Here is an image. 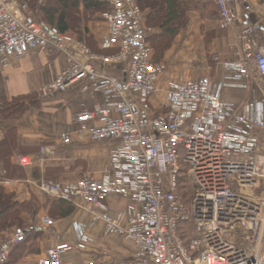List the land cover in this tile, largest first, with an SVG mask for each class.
Segmentation results:
<instances>
[{
  "label": "built area",
  "instance_id": "built-area-1",
  "mask_svg": "<svg viewBox=\"0 0 264 264\" xmlns=\"http://www.w3.org/2000/svg\"><path fill=\"white\" fill-rule=\"evenodd\" d=\"M33 1L45 3L0 0V71L31 52L65 56L67 68L39 94L52 100L76 88L100 97L76 115L77 134L95 144H115L102 178L39 183L44 194L73 203L90 222H73L76 242L52 246L35 264H71L66 257L91 252L96 241L90 229L132 242L136 250L128 260L107 259V250L81 264H264V38L255 26L242 27L240 51L222 63L233 76L170 82L167 104L155 113L168 68L153 60L136 0H99L111 6L102 16L110 25L103 47L117 49L109 56L94 54L36 18ZM206 1L217 6L221 30L238 23V0ZM251 13L246 6L244 16ZM111 67H123L122 76L109 73ZM252 84L254 96L242 109L225 99L226 89L248 91ZM72 143L71 135H62V147ZM54 153L44 146L36 160L21 157L17 164L29 168ZM112 198L126 200V211L111 214ZM53 225L42 217L37 225L14 229L0 244V264L15 246Z\"/></svg>",
  "mask_w": 264,
  "mask_h": 264
},
{
  "label": "crops",
  "instance_id": "crops-1",
  "mask_svg": "<svg viewBox=\"0 0 264 264\" xmlns=\"http://www.w3.org/2000/svg\"><path fill=\"white\" fill-rule=\"evenodd\" d=\"M246 6H250L252 13H256L264 22V0H247V2L238 0L236 8L240 13V19L228 30L219 28L218 17L205 18L202 13L196 11L188 14V25L177 35L159 62L165 64L168 69L160 81L159 93L152 106L155 113L167 104L170 82L201 77H209L215 82H220L234 75L233 72L227 71L222 63L233 60L241 49L238 35L243 26L251 25L249 19L243 14ZM102 16L89 24V30L97 48L103 51L98 56H109L113 54L114 49H104L103 46L109 36L110 25ZM36 18L40 19L38 12ZM155 33L160 31L155 30ZM261 37L264 38V36ZM151 50L154 55V50L152 48ZM216 58H219L221 62H217ZM96 64L99 68L102 67L100 61ZM66 68V57L58 54L31 52L24 58L13 59L9 67L0 71V96L12 99L39 93L42 86L54 81ZM123 70V67H111L108 72L121 77ZM254 89L256 87L253 84L248 91L228 88L225 90L224 97L229 103L242 109L253 98ZM100 101V97L93 99L89 95L80 94L75 88L59 98L44 100L41 108L32 109L22 120L3 125V127L18 128V142L22 155L15 153L12 163L16 166H19L17 160L21 157L36 160L41 151L40 146L52 147L55 150V153L46 156L41 164H34L29 168L19 166L25 171L24 179L3 183L8 194L14 195L17 201L27 203L34 209L35 212H28L23 216L25 222H36L37 225L42 217L48 218L47 205L54 198L39 189L40 182L44 180L70 182L85 176L100 179L104 176L105 170L110 167L111 153L115 144L108 142L95 144L80 138L77 134L79 126L74 121L76 115L82 110L92 109ZM64 134L72 137L73 143L69 147L61 146V137ZM3 137L4 132L0 131V141ZM108 204L111 214L117 213L121 207L128 208L126 200L121 198H112ZM77 221L88 224L90 217L75 207L72 215L54 222L50 230L48 229L46 233L40 234L32 241L34 252L38 251L37 254H32L15 264H35L52 246L61 242L74 244L77 235L72 228V223ZM88 234L96 241L90 247L91 252L68 256L66 260L69 263L81 264L91 261L94 254L107 250L110 252L113 249L118 256L129 254V249L126 247L127 253H120L121 250L116 248L117 244L113 242L114 248H112L113 245L104 242L106 235L101 230L90 229Z\"/></svg>",
  "mask_w": 264,
  "mask_h": 264
},
{
  "label": "trees",
  "instance_id": "trees-1",
  "mask_svg": "<svg viewBox=\"0 0 264 264\" xmlns=\"http://www.w3.org/2000/svg\"><path fill=\"white\" fill-rule=\"evenodd\" d=\"M136 2L145 15L146 27L150 30L147 41L154 50L155 63L161 62L177 35L188 25L190 12H200L205 18H219L217 6L206 0H136ZM31 6L40 14L42 21L49 26L57 27L61 34L84 44L94 54L103 53L97 48L89 24L111 11L108 3L99 0H45L43 6L39 7L36 1L31 2ZM155 30L160 33H155ZM257 34L264 36L260 31H257ZM113 51L115 54L117 49ZM43 101L39 93L12 99L0 96V131L4 132L3 140L0 141V244L14 229L36 225V222H25L23 219L26 213L35 212L34 209L27 203L17 201L3 186L5 182L26 177L24 169L12 163L15 153L19 155L22 153L18 142V128L3 125L22 120L32 109L41 108ZM42 147L44 145L39 149ZM55 182L66 183L56 180ZM181 183L184 188L190 189V184L184 177ZM47 207V216L53 222L69 217L75 210L73 203L56 198L50 200ZM38 237L39 235L29 236L23 244L15 246L6 264H15L32 254H37L38 251L34 252L32 241Z\"/></svg>",
  "mask_w": 264,
  "mask_h": 264
},
{
  "label": "rangeland",
  "instance_id": "rangeland-1",
  "mask_svg": "<svg viewBox=\"0 0 264 264\" xmlns=\"http://www.w3.org/2000/svg\"><path fill=\"white\" fill-rule=\"evenodd\" d=\"M32 7V6H31ZM126 211V208L125 207H121V208H119V211L118 212H125ZM105 238V240H104V242H106L108 245H113L112 246V248H114V244H113V242L115 243V244H117V246H116V248H118L117 250H121L120 251V253H127V249L126 248H128L129 249V254L126 256V254L125 255H121V256H118L117 254H116V252L115 251H113V250H111L110 251V255H109V257H112V259H120V260H128V259H130L129 257L131 256V254H133L134 253V251L136 250V245L134 244V243H132V242H125V241H123V240H120V239H118V241H117V239H114V238H112V237H107V236H105L104 237ZM120 242L122 243L121 245H120ZM126 243V244H125ZM130 245V246H129ZM126 247V248H125ZM113 255V256H112ZM126 256V257H125ZM108 257V259H111V258H109ZM125 257V258H124Z\"/></svg>",
  "mask_w": 264,
  "mask_h": 264
},
{
  "label": "water",
  "instance_id": "water-1",
  "mask_svg": "<svg viewBox=\"0 0 264 264\" xmlns=\"http://www.w3.org/2000/svg\"><path fill=\"white\" fill-rule=\"evenodd\" d=\"M248 19H249V23L255 26L257 31L264 33V22L256 13L250 14L248 16Z\"/></svg>",
  "mask_w": 264,
  "mask_h": 264
}]
</instances>
